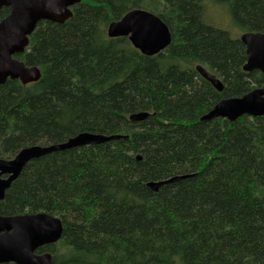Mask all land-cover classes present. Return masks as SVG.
Returning a JSON list of instances; mask_svg holds the SVG:
<instances>
[{"label":"trees","instance_id":"16d2710c","mask_svg":"<svg viewBox=\"0 0 264 264\" xmlns=\"http://www.w3.org/2000/svg\"><path fill=\"white\" fill-rule=\"evenodd\" d=\"M206 1L81 0L65 22L40 21L15 55L41 77L0 84V157L82 132L123 135L32 159L0 200V215L62 219L60 240L38 250L53 264H264V115L202 119L264 86V72L244 71L245 45L204 21ZM213 1L264 31V0ZM137 8L171 30L155 55L107 33ZM139 112L148 116L130 119ZM177 175L187 177L148 185Z\"/></svg>","mask_w":264,"mask_h":264},{"label":"water","instance_id":"95a60500","mask_svg":"<svg viewBox=\"0 0 264 264\" xmlns=\"http://www.w3.org/2000/svg\"><path fill=\"white\" fill-rule=\"evenodd\" d=\"M81 0H0V9L9 7V14L0 20V84L7 79H20L27 84L37 81L41 71L37 66H27L14 57L23 53L29 44V35L40 21L63 23L73 15L71 7ZM110 37L126 36L143 54L155 55L167 48L172 41L169 26L157 14L146 9H133L121 19L109 24ZM246 47L247 59L243 65L246 72H264V31H246L239 38ZM196 70L218 91L225 83L216 73L202 64ZM243 115H264V86H259L242 96L225 97L202 116V119L216 117L236 120ZM147 112L130 115L133 121L143 120ZM123 135H104L82 132L66 141L50 145L35 144L21 149L13 158L0 157V200L17 179L25 165L34 158L57 150L76 146L103 143ZM127 137V136H126ZM140 158V157H138ZM7 175V177H3ZM187 176L177 175L168 179L151 181L153 190L167 182ZM63 221L49 212H35L17 215H0V263L53 264L50 252L37 253L44 245H50L62 237Z\"/></svg>","mask_w":264,"mask_h":264},{"label":"rangeland","instance_id":"374dc122","mask_svg":"<svg viewBox=\"0 0 264 264\" xmlns=\"http://www.w3.org/2000/svg\"><path fill=\"white\" fill-rule=\"evenodd\" d=\"M204 8L203 18L206 23L227 31L234 38H240V35L245 31L234 22L228 4L207 0Z\"/></svg>","mask_w":264,"mask_h":264},{"label":"flooded vegetation","instance_id":"af4514ba","mask_svg":"<svg viewBox=\"0 0 264 264\" xmlns=\"http://www.w3.org/2000/svg\"><path fill=\"white\" fill-rule=\"evenodd\" d=\"M5 17H6V16H5ZM3 18H4V17H3ZM3 18H2V19H3ZM3 177H7V175H4ZM44 246H46V245H44Z\"/></svg>","mask_w":264,"mask_h":264},{"label":"bare ground","instance_id":"6f19581e","mask_svg":"<svg viewBox=\"0 0 264 264\" xmlns=\"http://www.w3.org/2000/svg\"><path fill=\"white\" fill-rule=\"evenodd\" d=\"M93 133V132H92ZM63 235V234H62Z\"/></svg>","mask_w":264,"mask_h":264}]
</instances>
